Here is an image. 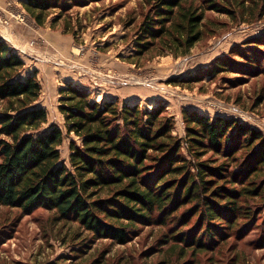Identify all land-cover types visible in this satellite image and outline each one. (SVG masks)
Instances as JSON below:
<instances>
[{
    "label": "rangeland",
    "instance_id": "1",
    "mask_svg": "<svg viewBox=\"0 0 264 264\" xmlns=\"http://www.w3.org/2000/svg\"><path fill=\"white\" fill-rule=\"evenodd\" d=\"M26 1L0 0V38L25 60L23 76L37 72L42 84L37 104L48 110L46 128L57 124L66 130L61 90L73 84L92 100L118 101L120 109L165 107L173 134L182 140L181 156L192 167L198 160L188 146L186 110L237 119L264 135V0H232L233 15L205 10L202 39L179 56L156 49L136 52L140 26L154 15L155 0H59L44 25L29 14ZM190 2L205 8L208 0ZM244 56L254 59L255 68L236 63L248 61ZM217 61L226 65L218 69ZM72 139L81 142L71 133L60 146L67 163ZM247 155L242 150L229 159L209 151L201 160L239 171ZM246 176V187L255 189L244 199L251 218L224 229L222 238L200 250L182 249L187 246L173 238L165 242L181 228L172 220L137 225L129 241L119 243L95 238L49 208L25 214L0 204V264H264V171ZM204 228L198 213L179 230L198 236Z\"/></svg>",
    "mask_w": 264,
    "mask_h": 264
},
{
    "label": "trees",
    "instance_id": "2",
    "mask_svg": "<svg viewBox=\"0 0 264 264\" xmlns=\"http://www.w3.org/2000/svg\"><path fill=\"white\" fill-rule=\"evenodd\" d=\"M187 1L155 0L154 15L146 16L138 32V54L156 49L160 54L186 55L205 33V10L235 14L232 0H208L205 8ZM58 5L59 0L25 2L39 25ZM244 57L248 61L236 63L255 68L254 59ZM25 65L0 38L1 205L25 214L49 208L62 219L77 221L95 238L119 243L129 241L137 225L172 220L182 229L199 213L200 227L205 228L198 236L176 229L165 239L197 250L217 242L224 229L251 218L244 199L255 189L246 187L245 175L248 179L264 171L260 130L237 119L186 110L188 146L198 160L192 167L181 156L182 140L173 134L165 107L149 110L125 104L120 109L118 101L92 100L87 90L73 84L61 90L59 108L66 130L57 124L46 128L48 110L37 104L42 84L36 71L23 76ZM215 65L221 69L226 64ZM71 133L81 142L70 141L67 163L60 146ZM242 150L249 156L239 171L201 160L209 151L235 159Z\"/></svg>",
    "mask_w": 264,
    "mask_h": 264
}]
</instances>
